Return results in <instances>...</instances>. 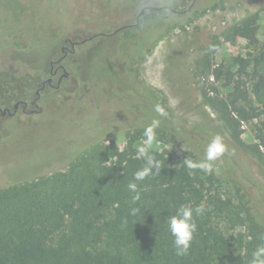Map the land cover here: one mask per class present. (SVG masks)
I'll use <instances>...</instances> for the list:
<instances>
[{
	"label": "rangeland",
	"instance_id": "1",
	"mask_svg": "<svg viewBox=\"0 0 264 264\" xmlns=\"http://www.w3.org/2000/svg\"><path fill=\"white\" fill-rule=\"evenodd\" d=\"M252 15L262 39L264 0H0V108L12 111L17 102L27 103V113L21 103L15 116L0 117V126L10 119L11 134L0 142V172L18 183L63 171L92 145L123 150L128 130L159 120L163 132L148 150L164 152L173 165L205 162L208 143L223 139L226 151L212 162L211 173L233 209L239 186L254 193L257 182L264 184V166L227 146V131L203 103L193 68L214 37L222 41L214 62L230 64L246 49ZM237 24L244 27L235 42L224 43L222 33ZM51 60L62 68L51 86L40 89L50 77L44 65ZM64 74L68 77L58 85ZM94 95L103 116L93 118L88 139L72 145L60 129L91 117L81 103L90 105ZM156 105L167 115L159 116ZM243 139L256 146L251 127H245ZM143 145L145 140L137 143ZM262 202L247 206L264 225ZM213 221L234 239L246 235L230 211L216 212ZM232 245L239 248L236 241Z\"/></svg>",
	"mask_w": 264,
	"mask_h": 264
},
{
	"label": "trees",
	"instance_id": "2",
	"mask_svg": "<svg viewBox=\"0 0 264 264\" xmlns=\"http://www.w3.org/2000/svg\"><path fill=\"white\" fill-rule=\"evenodd\" d=\"M247 22L246 49L230 64L215 63L222 41L214 37L194 62L193 80L203 103L226 129L227 146L264 166V35L259 39L257 15ZM241 25L222 33L224 43L235 42ZM99 100L94 95L90 105L81 103L92 116L63 126L65 140L76 145L92 135L93 118L103 116L97 112ZM9 120L0 126V142L11 136ZM246 126L251 127L256 146L244 141ZM144 130H128L123 150L90 146L63 171L18 183H9L0 172V264H251L252 252L264 244V225L247 203L264 201V184L257 182L254 193L239 186V203L229 210L213 173L173 165L164 152L148 150L162 169L137 182L141 198L133 204L134 193L127 185L143 166L137 143L145 140ZM161 132L156 128L155 136ZM182 205L193 209L203 205L205 212L194 214L197 232L191 248L178 256L167 219ZM133 207L140 209L135 217L130 215ZM227 211L246 235L234 239L220 232L213 219L216 212ZM232 241L239 244L235 251Z\"/></svg>",
	"mask_w": 264,
	"mask_h": 264
},
{
	"label": "clouds",
	"instance_id": "3",
	"mask_svg": "<svg viewBox=\"0 0 264 264\" xmlns=\"http://www.w3.org/2000/svg\"><path fill=\"white\" fill-rule=\"evenodd\" d=\"M155 112L164 117L167 115L165 109L156 105ZM160 125L159 120H153L152 123L144 130L145 145L137 149V157L143 160V166L134 173V181L127 185L129 192L134 193L132 196V203L135 204L140 200V188L137 182H142L150 176L160 174L162 169L161 162L157 160L154 155L148 151V146L152 145L155 140V129ZM226 151V145L220 136L214 137L206 147L205 162L196 164L188 163L189 169H201L207 173L212 172V162L220 158ZM140 209L133 207L130 209V215L135 217ZM205 208L203 205L197 206L193 209L191 206L182 205L177 208L176 213L167 219V227L171 236L173 237V246L176 255L184 256L188 254L192 242L197 232V224L194 219L195 216L203 215ZM251 264H264V244H260L252 252Z\"/></svg>",
	"mask_w": 264,
	"mask_h": 264
},
{
	"label": "flooded vegetation",
	"instance_id": "4",
	"mask_svg": "<svg viewBox=\"0 0 264 264\" xmlns=\"http://www.w3.org/2000/svg\"><path fill=\"white\" fill-rule=\"evenodd\" d=\"M116 32V31H115ZM69 40L65 41L66 43L68 42ZM76 44L75 43H72L71 46H72V50L70 52L73 51L74 49V46ZM62 52H64V56H66V54L69 52L68 48L66 46H63L62 48ZM63 59V57L61 58ZM61 61V60H60ZM49 66H45V72H47L50 77L46 80V82H44L42 84V87L40 89H44L47 85L51 86L52 85V80L53 78L58 74L59 70L62 68L60 65H57L58 62L57 61H49ZM57 65V66H56ZM68 77V75L64 74L62 77H60L59 81H58V85L62 82V80L64 78ZM23 103L24 106L23 108L21 109V111L23 113H27V110H26V107H27V103L26 102H17L14 106V109L11 111L9 108H5L3 110H1L0 108V117H6V116H15L18 112H19V107H20V104Z\"/></svg>",
	"mask_w": 264,
	"mask_h": 264
},
{
	"label": "water",
	"instance_id": "5",
	"mask_svg": "<svg viewBox=\"0 0 264 264\" xmlns=\"http://www.w3.org/2000/svg\"><path fill=\"white\" fill-rule=\"evenodd\" d=\"M144 11H142V13H143ZM66 75V74H65Z\"/></svg>",
	"mask_w": 264,
	"mask_h": 264
}]
</instances>
